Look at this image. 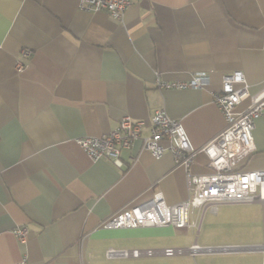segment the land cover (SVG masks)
<instances>
[{"label":"crops","instance_id":"obj_1","mask_svg":"<svg viewBox=\"0 0 264 264\" xmlns=\"http://www.w3.org/2000/svg\"><path fill=\"white\" fill-rule=\"evenodd\" d=\"M78 2L0 0V264H264V201L223 203L215 213L194 208L196 227L102 226L155 193L169 205L186 200V172L169 151L153 158L139 141L120 151L119 167L91 160L75 141L108 133L123 116L141 121L147 135L162 109L193 146L205 145L225 126L212 99L222 76L240 72L233 87L251 94L264 84V0H133L121 20ZM196 72L209 77L202 88L156 84ZM252 136L255 150L241 170L264 169V114ZM188 171L209 173L206 155ZM16 227L26 228L24 242ZM192 244L210 250L105 256L107 248ZM238 246L261 249H226Z\"/></svg>","mask_w":264,"mask_h":264},{"label":"built area","instance_id":"obj_2","mask_svg":"<svg viewBox=\"0 0 264 264\" xmlns=\"http://www.w3.org/2000/svg\"><path fill=\"white\" fill-rule=\"evenodd\" d=\"M133 0H79L80 10H104L111 18L121 20L125 10ZM27 49L22 50V56H28ZM15 70H23V63L18 59ZM209 77L204 72L191 74L183 81L166 82L156 79L159 88H202L208 83ZM222 86L212 93V99L225 120L224 128L209 142L201 147L191 143L180 120L170 118L162 109L156 110L150 117V127L147 135H142L141 121L123 116L116 128L100 136H84L76 138V143L95 161L107 159L116 166H121L120 151L130 148L133 142L139 141L142 150H146L153 158L160 157L169 151L177 166L186 172L189 196L186 200L166 204L160 193H155L149 201L124 207L115 212L103 222L106 228H136L171 225L176 228L185 226L196 227V222L189 220V214L198 208L199 214L206 209L215 213L218 205L223 203H245L264 201V169L245 171L238 164L250 156L254 150L252 130L257 117L264 114V84L254 94L249 93L246 85L235 89L233 84L242 81L240 72L224 74ZM243 101L246 107L239 111L235 108ZM208 159L210 172L203 175L188 171L190 164L199 154ZM197 212V216H198ZM201 218H199L200 220ZM13 233L20 242H24L26 228L16 227ZM192 244L189 248L165 247L161 249H116L107 248V258H137L140 256H174L189 253L194 255L200 251H208ZM23 262H20L22 264Z\"/></svg>","mask_w":264,"mask_h":264},{"label":"water","instance_id":"obj_3","mask_svg":"<svg viewBox=\"0 0 264 264\" xmlns=\"http://www.w3.org/2000/svg\"><path fill=\"white\" fill-rule=\"evenodd\" d=\"M228 250H235V251H251V250H256V249H261L255 246H238V247H230L226 248Z\"/></svg>","mask_w":264,"mask_h":264},{"label":"rangeland","instance_id":"obj_4","mask_svg":"<svg viewBox=\"0 0 264 264\" xmlns=\"http://www.w3.org/2000/svg\"><path fill=\"white\" fill-rule=\"evenodd\" d=\"M252 213V215H254V213H253V211L251 212ZM206 219H205V221L203 222V225H202V227H201V230H200V232H199V234L201 235V236H203V235H205V234H207L208 232H207V230H206Z\"/></svg>","mask_w":264,"mask_h":264}]
</instances>
